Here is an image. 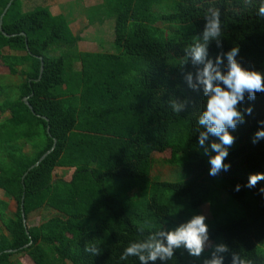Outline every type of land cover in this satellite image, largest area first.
<instances>
[{"label": "trees", "instance_id": "obj_1", "mask_svg": "<svg viewBox=\"0 0 264 264\" xmlns=\"http://www.w3.org/2000/svg\"><path fill=\"white\" fill-rule=\"evenodd\" d=\"M8 1L0 0V15ZM22 1L12 0L2 17L7 35L0 31V64L19 78L15 92L0 91V189L16 202L10 211L0 197L7 232L0 233V264H234V257L235 264H264V180L245 187L249 175L264 173V138L252 143L264 130V92L254 100L245 92L238 102L244 122L228 129L234 143L224 146L231 167L213 177L210 146L220 140L198 124L207 96L197 79L208 61L227 74L233 47L243 68L264 73V0H169L168 11L165 0H102L114 19L115 52L78 50L81 37L61 14L48 5L21 11ZM214 12L219 31L205 40ZM197 46L205 48L200 62L193 59ZM167 150L162 161L176 177L151 176L153 151ZM57 167L73 169L70 178H55ZM40 209L54 212L30 223ZM197 215L210 241L199 256L181 244L171 259L142 262L147 247L121 258L134 244L166 245L161 233Z\"/></svg>", "mask_w": 264, "mask_h": 264}, {"label": "clouds", "instance_id": "obj_2", "mask_svg": "<svg viewBox=\"0 0 264 264\" xmlns=\"http://www.w3.org/2000/svg\"><path fill=\"white\" fill-rule=\"evenodd\" d=\"M261 16H264V5L259 9ZM213 19L206 26L204 38L207 40L209 36L215 37L219 31V12L213 13ZM239 52L238 47H233L227 53L228 71L227 74L222 75L221 72L213 67L211 61H208L202 70L198 71L197 79L204 86V93L207 96L206 109L199 117L198 124L207 126V133L219 137L220 143H211V150L215 155L208 158V163L211 165L209 169L210 176H217L221 170L228 171L231 167L229 163H225V159L229 155L228 147L234 143V137L228 132L229 128L235 129L237 122H244V115L237 110L239 101H243L244 93L247 92L249 98L254 100L256 93L264 92V73L256 70H249L243 68L235 59ZM193 59L196 62L203 60L205 55V48L197 46L192 49ZM219 58L217 63H219ZM213 81L222 82L213 84ZM191 83V76H189ZM195 87V85H192ZM173 110L178 111L179 106L173 105ZM245 112L252 114V108H246ZM259 124L264 125V120L259 121ZM207 133H201L199 137L200 145L204 144L207 138ZM264 138V130H257L252 138V143H257L258 140ZM228 146V147H224ZM207 155V151L205 153ZM261 180H264V173L251 174L248 177L245 187L253 188ZM241 185L235 186V191H240ZM264 194V188L260 189ZM205 217L203 215L195 216L190 222L181 226L176 231L161 233L166 235L167 244L156 242L154 245H132L127 247L124 251L122 259L128 256L139 255L142 248H149L151 251L148 256L139 255L140 261L146 259L156 260L159 256L161 259H171L173 256V248H179L183 244L193 256H199L203 250V241L206 239L207 226L204 223ZM87 250V249H86ZM220 251L226 249L221 246ZM238 257H234V264ZM205 264H220L219 260L205 261ZM240 264H252L251 261L241 260Z\"/></svg>", "mask_w": 264, "mask_h": 264}, {"label": "rangeland", "instance_id": "obj_3", "mask_svg": "<svg viewBox=\"0 0 264 264\" xmlns=\"http://www.w3.org/2000/svg\"><path fill=\"white\" fill-rule=\"evenodd\" d=\"M102 0H23L21 5V11H28L36 6L48 5L52 13L61 14L68 22L70 31L75 35L78 34L81 40L77 42L78 50L82 51H104L115 52L113 46V26L114 19L107 16V10L104 6H101ZM169 0H165L161 7L163 11H168L167 3ZM101 6V7H100ZM100 7V8H99ZM106 14V15H105ZM88 20L90 23H88ZM4 52H8L5 49ZM76 68H79V64H75ZM19 81L17 76H11L7 68L0 64V89L3 93H13L16 90L15 84ZM1 99V97H0ZM29 150L28 147H25ZM170 152L153 151V165L151 169V176H157L160 179H173L177 175V169L171 165L165 164L162 160L168 157ZM73 169H66L57 167L54 170V177H62L68 180L71 176ZM0 197L9 201V210L14 211L16 209V202L12 199L5 197L4 192L0 189ZM230 207H233L231 205ZM53 210L40 209L32 212L29 215L30 223H40L42 220L53 215ZM201 212L206 218H210V212L208 205L201 207ZM5 232V228L0 222V233ZM210 241L204 239L203 248L209 245ZM17 258L23 262L26 261V257L21 254L16 255Z\"/></svg>", "mask_w": 264, "mask_h": 264}, {"label": "water", "instance_id": "obj_4", "mask_svg": "<svg viewBox=\"0 0 264 264\" xmlns=\"http://www.w3.org/2000/svg\"><path fill=\"white\" fill-rule=\"evenodd\" d=\"M11 2H12V0H9V1H8V3L6 4L4 10L2 11V13H1V15H0V31H1L4 35H7V34H6L5 32H3V29H2V17H3V15L5 14L7 8H8L9 5L11 4ZM41 69H42V62H41ZM23 101H24V103L29 107V109L32 111V113L35 114V115H37V114L33 111V108H32V106L30 105V103L28 102L27 97H23ZM43 118H45V117H43ZM47 131H48V127H47ZM54 146H55V140H54L52 146L50 147V149H48L47 151H45V152H44V153L38 158V160H37L35 163H33V164L28 168V170L31 169V168H33L34 166L38 165V164H39V163L45 158V156H46L48 153H50V151L54 148ZM21 214H22V220H23V223L25 224V216H24V211H23V203H21ZM27 245H28V244H27ZM27 245H24V246H27ZM7 251L10 252V251H12V250H11V249H8ZM14 251H15V250H14Z\"/></svg>", "mask_w": 264, "mask_h": 264}, {"label": "crops", "instance_id": "obj_5", "mask_svg": "<svg viewBox=\"0 0 264 264\" xmlns=\"http://www.w3.org/2000/svg\"><path fill=\"white\" fill-rule=\"evenodd\" d=\"M54 14V13H53ZM55 14H58V13H55ZM2 198V197H1ZM2 199H4V198H2ZM4 200H6V199H4ZM13 200V199H12ZM6 201H8V200H6ZM5 233V232H4ZM7 233V232H6Z\"/></svg>", "mask_w": 264, "mask_h": 264}]
</instances>
